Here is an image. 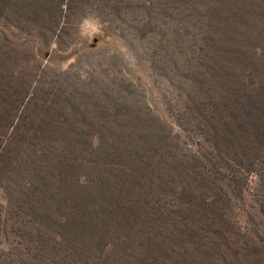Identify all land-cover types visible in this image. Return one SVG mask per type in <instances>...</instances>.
I'll list each match as a JSON object with an SVG mask.
<instances>
[{
    "label": "rangeland",
    "instance_id": "374dc122",
    "mask_svg": "<svg viewBox=\"0 0 264 264\" xmlns=\"http://www.w3.org/2000/svg\"><path fill=\"white\" fill-rule=\"evenodd\" d=\"M3 146L0 264H264V0H0Z\"/></svg>",
    "mask_w": 264,
    "mask_h": 264
},
{
    "label": "trees",
    "instance_id": "16d2710c",
    "mask_svg": "<svg viewBox=\"0 0 264 264\" xmlns=\"http://www.w3.org/2000/svg\"><path fill=\"white\" fill-rule=\"evenodd\" d=\"M7 142H9V140L7 141ZM5 146V145H4ZM2 147V148H0V150H1V153L4 151V149L6 148V147Z\"/></svg>",
    "mask_w": 264,
    "mask_h": 264
}]
</instances>
